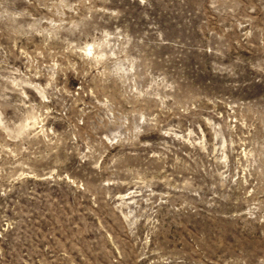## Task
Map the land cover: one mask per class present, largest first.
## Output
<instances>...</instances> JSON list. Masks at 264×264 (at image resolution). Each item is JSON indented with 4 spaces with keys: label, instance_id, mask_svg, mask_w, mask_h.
<instances>
[{
    "label": "rangeland",
    "instance_id": "1",
    "mask_svg": "<svg viewBox=\"0 0 264 264\" xmlns=\"http://www.w3.org/2000/svg\"><path fill=\"white\" fill-rule=\"evenodd\" d=\"M0 264H264V0H0Z\"/></svg>",
    "mask_w": 264,
    "mask_h": 264
}]
</instances>
